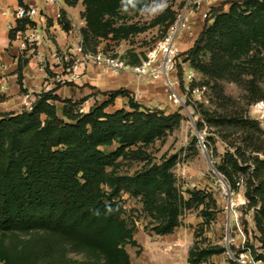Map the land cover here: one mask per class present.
<instances>
[{
	"label": "trees",
	"instance_id": "obj_1",
	"mask_svg": "<svg viewBox=\"0 0 264 264\" xmlns=\"http://www.w3.org/2000/svg\"><path fill=\"white\" fill-rule=\"evenodd\" d=\"M229 4L228 11L223 7L212 9V23L203 28L186 58L208 79L205 84L219 102L214 110L199 105L197 129L218 128L223 141L229 144L222 162L214 166L227 180L230 191L244 188L246 205L249 211L253 210L264 248V131L233 97L226 95L221 84L226 80L242 84L244 58L251 52L252 44L264 42V0H231ZM27 23L34 26L30 20L20 21L17 29L24 30ZM10 35L13 39V33ZM201 53H208L209 60L203 61ZM131 63L139 64L140 58L135 55ZM22 70L20 65V82ZM247 83L248 105L264 100L256 79ZM123 95V90L111 92L106 101L85 113L81 102L62 100L49 91L41 93L30 110L0 114V233L36 230L52 237L49 244L41 239L25 245H0V262L100 264L70 259L67 240L75 239L83 245L112 239L111 235L125 240L130 231L120 219L121 207L116 198L123 191L138 192L146 177L156 185L154 196L159 208L174 218L168 163L153 165V171L132 176L119 175L109 168L125 146L147 141L139 139V131L149 130L152 134L154 125L168 123L177 115L142 113L134 98L129 99L133 113L124 109L108 113L106 109ZM59 105L62 117L57 114ZM231 134L235 137L229 141ZM116 144L120 147L113 153L100 150ZM175 226V221H171L164 233H170ZM119 245L115 246L117 250ZM83 250L90 249L84 245ZM120 252L124 253V264H130L126 253L121 249ZM193 255L191 251L190 257ZM101 264L117 262L107 260Z\"/></svg>",
	"mask_w": 264,
	"mask_h": 264
},
{
	"label": "rangeland",
	"instance_id": "obj_2",
	"mask_svg": "<svg viewBox=\"0 0 264 264\" xmlns=\"http://www.w3.org/2000/svg\"><path fill=\"white\" fill-rule=\"evenodd\" d=\"M66 1L75 9L78 19L83 20V26L76 28L83 54L102 53L118 58L130 67L142 66L151 58L152 63L146 75L139 77L129 69L119 73L135 75L138 81L136 90L139 92L136 93L132 88L123 90L125 95L116 98L107 112L124 109L133 113L134 110L129 107V99L134 98L142 113L177 115L176 119L168 123L154 125L152 134L149 130L139 131V139L144 138L147 141L125 146L109 168L119 175L132 176L153 171V165L168 163V183L172 189L170 202L175 205V211L172 213L174 218L169 217L166 210L159 208L154 196L156 185L152 178L146 177L138 192L123 191L116 198L121 207L120 219L130 231L126 239L120 241V238L111 235L114 239L108 237L101 241L84 242L90 249L89 252L83 250L84 245L81 242H76L75 239L67 240V256L76 261L90 260L101 264L112 260L117 264H124L126 262L121 249L128 256L130 264H241L240 261L249 263L251 259L264 262L261 235L254 221L253 210L249 211L247 208L244 188L240 187L237 192L229 193L222 181L227 180L215 173L209 163L210 160L213 165L220 164L229 144L223 141L220 129L205 127L199 131L196 126L200 119L197 111L199 105L214 110L219 104L210 87L205 84L209 82L208 79L194 69L186 58L201 30L212 23L210 18L205 20L198 14L202 18L201 22L195 25L192 18L191 31L179 32L175 38V48L178 51L173 54L172 62L164 71L166 58L162 47L172 25L170 21L176 20L189 0H167V8L158 13H152L150 10L153 0H133L132 4H126V0ZM212 3L205 4L204 8L209 10L210 15L212 9H229L225 8V0H220L216 6H211ZM62 23L67 32L71 30L69 20L65 18ZM181 37H185L186 43L188 42V49L184 52L178 47V43L183 39ZM56 53L61 58L67 56L61 64L53 65L55 68L63 66L62 70H72L82 58L81 53L72 54L69 50L59 49ZM26 55H21V65L28 61ZM135 55L140 58V63L133 65L131 61ZM209 58L208 53H201L203 61H208ZM45 61L47 77L56 76L50 69V62ZM154 71L159 74L157 78ZM240 73L242 84L226 80L221 82L222 87L226 95L233 97L239 107L247 111L245 114L258 121L264 131V100L248 105L246 97L247 82L254 78L258 82L260 92L264 94V42L257 46L252 44V50L244 58V67ZM44 79L46 82L47 78ZM62 81L56 82L55 85L60 87ZM167 81L173 85V91L179 98L178 103L170 100ZM19 84V95H29L26 103L12 106L8 108L10 110L1 113L18 114L24 109L30 110L41 93L49 92L39 86H35L31 91L27 85L24 87L23 81H19ZM111 92H114L111 88L103 89L99 91L98 96L102 101L106 98L105 94ZM9 97L0 95V102L8 100ZM88 98L90 96H84L83 102ZM85 107L83 103V112L86 113L88 109ZM61 109L62 106L59 105V117H62ZM73 110L76 113L75 107ZM231 136L229 141L235 137L233 134ZM119 147L116 144L101 147L100 150L109 154ZM173 220L177 226L165 234V228ZM41 239L49 244L52 237L51 234L36 230L27 233H0V245L3 246L25 245ZM117 243H120L119 250L115 247ZM191 251L194 252L192 258ZM240 255H244L245 259H241Z\"/></svg>",
	"mask_w": 264,
	"mask_h": 264
},
{
	"label": "crops",
	"instance_id": "obj_3",
	"mask_svg": "<svg viewBox=\"0 0 264 264\" xmlns=\"http://www.w3.org/2000/svg\"><path fill=\"white\" fill-rule=\"evenodd\" d=\"M227 4L225 8H229V2L231 0H225ZM214 2V3H212ZM219 1L205 0V4L212 3L211 6H216ZM35 8L38 11V15L31 21L34 22L33 28L37 33L43 36L42 44L34 49L29 48L26 51L19 49L18 43L15 42L8 30L9 24L15 22V12L18 8ZM58 13H62L63 18L57 19ZM69 20L71 26L70 31H66L63 27V19ZM79 20V21H78ZM202 18L198 15L193 17V23L196 25L201 22ZM19 23V22H18ZM204 25V24H203ZM83 26V20L78 19L75 9L68 5L66 0H59L58 3H49L46 0H0V88H2L1 95L9 97L16 95L14 98H10L0 102V113L10 110L12 106H19L26 103L29 95L25 97L19 95V66L20 57L23 54H27L26 58H29L26 64L23 65L22 81L25 83L24 87L34 90L35 86H39L41 89L46 88L47 91H54V94L59 96L62 100H71L72 102H81L83 110V103L86 105L87 112L96 104L100 105L108 98V93L105 94L106 98L102 101L98 96L99 91L103 89L111 88V90H129V88L136 90L138 81L135 75L112 74L110 72L103 71L101 68L95 66L91 62H87L86 69L83 76L78 79L72 80L70 69L66 68L62 70L63 66L55 68L53 65L61 64L53 58V54L59 49L63 51L69 50L72 54H76L77 49L81 44L77 38L76 28ZM202 31V30H201ZM193 33V32H192ZM189 34V33H188ZM193 35V34H192ZM178 43L179 50L184 52L188 49V42L186 38ZM50 62V69L54 71L56 76L52 78L47 77L46 61ZM47 81L45 82V79ZM63 80V81H62ZM62 85L57 87L55 83ZM27 85V86H26ZM90 96L85 99L84 96ZM116 100V99H115ZM60 104V103H59ZM110 107V106H109ZM106 109V111L109 109Z\"/></svg>",
	"mask_w": 264,
	"mask_h": 264
},
{
	"label": "built area",
	"instance_id": "obj_4",
	"mask_svg": "<svg viewBox=\"0 0 264 264\" xmlns=\"http://www.w3.org/2000/svg\"><path fill=\"white\" fill-rule=\"evenodd\" d=\"M49 3H58L59 0H46ZM205 8V0H189L184 11L177 16L174 23L171 25L167 38L165 39L163 43V50H164V56L166 58V63L164 65V71H166V67L170 65L172 62V56L175 54L178 50L175 48V38L179 34L180 31H191V24L190 20L195 15H201L203 19L207 20L210 18V12L209 10L204 9ZM38 15V11L35 8H24L20 7L15 12V22L12 24H9L8 30L10 33H13L14 38L13 40L18 43L19 49L21 51H26L29 48H36L39 47L42 44L43 36L39 35L37 31L30 26L29 23L25 25L24 30H18L17 27L19 25L18 22L20 21H26V20H32L34 17ZM63 15L62 13H58L57 19H62ZM77 51L81 53L82 58L78 60V62L72 67V70L70 71L72 80L78 79L79 77L83 76L84 71L86 69L87 62H91L95 66L101 68L103 71L110 72L112 74L118 75L120 72L126 71L127 69L132 70L134 74L137 76L146 75L149 73V66H151V58L148 60V62L144 63L142 66H136V67H130L127 65L124 61L114 58L111 56H105L102 53L99 54H92V53H84L83 54V48L80 46ZM53 58L58 61V63H61L63 58L66 60L67 56L61 58L58 56V54L55 52L53 54ZM153 72V71H152ZM156 72V71H154ZM157 73V72H156ZM158 73L155 74V78L158 77ZM167 91H170L169 98L175 103H178V96L173 91V85L167 81L166 82ZM2 93V88H0V95ZM262 104V103H261ZM258 106H261L258 104ZM83 111V110H82ZM241 259H245L244 255H240ZM238 258V257H237ZM240 261V259L238 260ZM241 264H264L261 260H254L251 259L249 263L246 261H240Z\"/></svg>",
	"mask_w": 264,
	"mask_h": 264
},
{
	"label": "clouds",
	"instance_id": "obj_5",
	"mask_svg": "<svg viewBox=\"0 0 264 264\" xmlns=\"http://www.w3.org/2000/svg\"><path fill=\"white\" fill-rule=\"evenodd\" d=\"M133 0H126V4H132ZM167 8V0H153V4L151 6L152 13L163 12ZM125 11L127 8L125 7Z\"/></svg>",
	"mask_w": 264,
	"mask_h": 264
},
{
	"label": "water",
	"instance_id": "obj_6",
	"mask_svg": "<svg viewBox=\"0 0 264 264\" xmlns=\"http://www.w3.org/2000/svg\"><path fill=\"white\" fill-rule=\"evenodd\" d=\"M207 155V154H206ZM209 163H210V165H211V167H212V169L215 171V173H217L220 177H221V175L217 172V170H216V168H215V166L211 163V161L209 160ZM223 181V183L225 184V186H226V188H227V190H228V192L230 193V188H229V186H228V184H227V182L225 181V180H222ZM231 200L229 199V202H230Z\"/></svg>",
	"mask_w": 264,
	"mask_h": 264
}]
</instances>
